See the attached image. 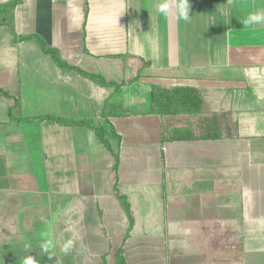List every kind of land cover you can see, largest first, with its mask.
<instances>
[{
    "label": "crops",
    "instance_id": "0c3cea01",
    "mask_svg": "<svg viewBox=\"0 0 264 264\" xmlns=\"http://www.w3.org/2000/svg\"><path fill=\"white\" fill-rule=\"evenodd\" d=\"M158 2L21 0L14 9L17 36H39L68 65L118 88L58 67L36 38L13 41L0 25V89L9 94L0 96V264H23L26 255L38 264H107L120 245L127 264H161L152 258L163 251V219L176 264H264V27L241 23L264 0H189V22L156 14ZM34 72L54 99L31 92L51 106L22 115L29 92L20 85ZM153 86L195 88L203 110L153 114ZM15 101L25 121L10 118ZM114 105L128 114L102 116ZM166 125L176 139L162 140ZM113 154L133 217L125 240ZM48 239L51 258L40 249ZM67 239L74 247L64 254Z\"/></svg>",
    "mask_w": 264,
    "mask_h": 264
},
{
    "label": "trees",
    "instance_id": "16d2710c",
    "mask_svg": "<svg viewBox=\"0 0 264 264\" xmlns=\"http://www.w3.org/2000/svg\"><path fill=\"white\" fill-rule=\"evenodd\" d=\"M21 0H6L3 2H0V25L7 26L10 32L12 33V40L13 41H21L25 39L30 38H36L38 41L40 48L42 49V52L48 54L51 56L53 61L56 63V65L62 69L66 70H77L80 74L83 76L89 78L90 80L98 83L99 85H112L114 88H118L121 84L114 83V82H107L104 80V78L97 74L88 73L85 71H82L74 66L68 65L65 61H63L58 51L53 47H46V43L43 39H41L37 35H27V36H17L14 28V9L16 5ZM9 96V94L3 90L0 89V96ZM203 99L199 93V91L192 87H183V86H175L172 88H164L159 86H153L152 88V97H151V108L150 112L153 114H157L160 116L163 115H196L199 114L203 110ZM18 108V102L15 101V103L9 108V115L11 119L17 120V121H25L26 119L23 117H17L15 116V112ZM15 111V112H13ZM128 110L124 108L121 105H114L108 107L107 111L102 112V116L108 117L111 115H127ZM44 118H52L55 120L65 121L64 119L54 118L52 116H44ZM83 125H86L85 123H82ZM162 131L163 137L162 140L167 139H176L175 137H170L167 135L169 133V129L167 128ZM95 129L98 138L106 145V147L110 149V145L106 137L104 136V129L101 126L93 128ZM210 138V135H208ZM217 138V136H215ZM184 138H192L191 136H186ZM114 155V167H113V177H114V193L115 196L122 207L123 211L128 217L129 225L126 230L124 240L128 235V232L130 231L132 225H133V217L130 209V204L128 201V197L121 193L117 188V166H118V157L116 154ZM115 264H127L125 258L122 254V247L121 245L116 248L115 251Z\"/></svg>",
    "mask_w": 264,
    "mask_h": 264
},
{
    "label": "rangeland",
    "instance_id": "374dc122",
    "mask_svg": "<svg viewBox=\"0 0 264 264\" xmlns=\"http://www.w3.org/2000/svg\"><path fill=\"white\" fill-rule=\"evenodd\" d=\"M3 29H4V31H7V33H9V30L6 27H3ZM46 47H50V46H48L46 44ZM41 51H42V49H41ZM36 55H37V53H36ZM39 62H40V60H39ZM0 63L2 64V63H4V61H1L0 60ZM40 66L42 68L44 67V66L41 65V62H40ZM33 68L35 69V72L36 71L38 72V69H40V67H33ZM35 72L33 74L31 73L30 75H29V73L27 74V79L29 80V82L26 83V85L29 84V88H27L26 85L24 86L23 82L20 85V90H21L22 94L25 91L26 92H29L22 99L23 100V103H21L22 109H20V114H22V115H24V112H27V113L33 112L32 115L34 113H38L39 114L40 111L47 110V106H51V104L44 103L45 102V98H43L41 100V98L39 97V95L30 94L31 92H34V91H36V92L43 91V92H46L48 94L50 100L54 99V98L51 97V95L47 91H45V90L49 89V85L46 82L47 79L43 77L44 75H42V73L36 74ZM36 92H34V93H36ZM25 101L29 105H26ZM13 112H15V111H13ZM17 112H19V108H17ZM37 137H35V139L36 140H40ZM27 138H28V134H27ZM37 144H38V142L35 141V140L31 142L32 148H35V150L37 151L36 153L39 152V150L37 148ZM258 196L261 199V202H264V189L262 187H259L258 188ZM53 206H54V209H52L53 210V214H52V211H49V212H50V219H52V222L54 224L55 220L58 217V212H61V211L56 209V204H54ZM62 213H64V211H62ZM77 214L78 213L76 211H73L72 212V215L73 216L74 215L76 216ZM163 216H164V212L162 214V218H163ZM95 217L97 218V220H99V218H101V216L99 217V215L97 214V212L95 214ZM163 220L164 221H162V223L164 224V227L162 228V240L159 243L160 245H162L161 248H162L163 251L162 252H158L157 253L158 256L155 257V258H152V263H154V262L157 263V261L161 260V264H176L179 261V259L176 262V257H174V258L172 257L171 251L170 252H167V241L166 240H167V237L169 235V230H170V225L171 224H170V222L167 219H163ZM257 232H258V235L264 234V226H257ZM145 244H146V242H145ZM259 246L260 245H258V248H259ZM111 254H112V256L114 255V257L111 259V262H110V260L108 261V258H109V255L110 254L107 253V257H106L107 264H115L116 256L113 253H111ZM151 254L152 253H147L146 252V254H144V255H151ZM146 258H148V256ZM140 260H143V259H140ZM126 261H127V259H126Z\"/></svg>",
    "mask_w": 264,
    "mask_h": 264
},
{
    "label": "clouds",
    "instance_id": "9594fccd",
    "mask_svg": "<svg viewBox=\"0 0 264 264\" xmlns=\"http://www.w3.org/2000/svg\"><path fill=\"white\" fill-rule=\"evenodd\" d=\"M190 4L189 0H160L155 5L156 14L165 18L172 16L177 22L184 21L189 22L192 16H189ZM221 14L224 17H231L230 9H223ZM245 29L255 30L258 27H264V9H258L247 14V16L241 21ZM251 71H259L258 69H251ZM74 247V241L71 239L65 240L62 244L60 251L64 254H68ZM25 248L31 250V245L26 244ZM41 252L48 254L49 258L55 255V244L51 239L45 240L40 245ZM23 264H38L36 258L32 255H26L23 258Z\"/></svg>",
    "mask_w": 264,
    "mask_h": 264
}]
</instances>
